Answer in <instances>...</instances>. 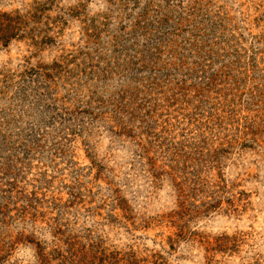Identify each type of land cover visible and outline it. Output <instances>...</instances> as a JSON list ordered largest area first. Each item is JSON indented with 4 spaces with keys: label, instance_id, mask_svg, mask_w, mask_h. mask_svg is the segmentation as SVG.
<instances>
[{
    "label": "rangeland",
    "instance_id": "rangeland-1",
    "mask_svg": "<svg viewBox=\"0 0 264 264\" xmlns=\"http://www.w3.org/2000/svg\"><path fill=\"white\" fill-rule=\"evenodd\" d=\"M0 264H264V0H0Z\"/></svg>",
    "mask_w": 264,
    "mask_h": 264
}]
</instances>
